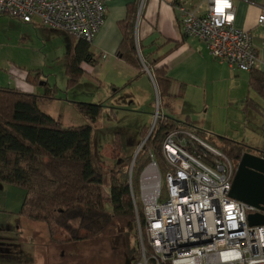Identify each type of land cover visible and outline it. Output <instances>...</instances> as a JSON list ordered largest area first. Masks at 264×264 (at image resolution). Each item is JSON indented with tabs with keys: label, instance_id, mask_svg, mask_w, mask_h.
<instances>
[{
	"label": "built area",
	"instance_id": "1",
	"mask_svg": "<svg viewBox=\"0 0 264 264\" xmlns=\"http://www.w3.org/2000/svg\"><path fill=\"white\" fill-rule=\"evenodd\" d=\"M176 8L183 34L204 43L213 58L243 71L264 64L250 31L234 25L232 0H207L201 15L182 4ZM3 14L92 43L105 7L102 0H0ZM257 22L264 23V13ZM158 112L159 107L155 120ZM161 156L165 192L153 156L139 174L137 196L129 176L140 252L134 264H264V224L247 220L250 213L264 212L229 195L235 163L184 127L165 136Z\"/></svg>",
	"mask_w": 264,
	"mask_h": 264
},
{
	"label": "trees",
	"instance_id": "2",
	"mask_svg": "<svg viewBox=\"0 0 264 264\" xmlns=\"http://www.w3.org/2000/svg\"><path fill=\"white\" fill-rule=\"evenodd\" d=\"M138 2L134 0L127 5L125 19L119 24L122 39L117 53L139 66L140 57L134 40ZM71 38L73 43L65 66L66 89L73 88L79 82L83 74L82 62H98V56L90 50L91 42ZM249 72L250 86L264 98V72L257 68ZM164 74L162 67L154 69L156 82L164 84L165 90L168 80ZM56 90L53 87L46 88L45 93L39 95L0 85V182L24 189L25 196L18 213L32 220L51 222L55 230L64 233L62 242H87L99 236L116 218L127 220L137 228L129 176L133 193L137 196L138 178L142 169L153 157L156 160L155 156L157 164L161 162L163 165L161 145L169 132L184 127L216 147L215 141L205 131L187 120L180 121L158 114L149 134L150 128L143 127L140 130L141 138L145 139L144 144L134 160L132 156L125 159L128 167L125 169L121 163L106 172L100 159L95 158L92 148V126L103 104L74 102L90 123L63 126L40 107L44 98H54L51 94ZM160 97L163 104L165 100H162V93ZM252 107L264 118V109L253 104ZM218 140L219 147L216 148L235 163L244 151H258L264 155V149L250 147L243 142L225 137H219ZM200 148L197 145V151L203 154ZM119 149L120 142L116 138L112 154L117 155L112 159L118 156ZM106 174L109 175V191L104 197L102 188ZM106 203L110 204L111 210L106 209ZM136 208L142 219V208L138 200ZM135 243L136 246L130 251L131 264L136 263L140 256L137 229Z\"/></svg>",
	"mask_w": 264,
	"mask_h": 264
},
{
	"label": "rangeland",
	"instance_id": "3",
	"mask_svg": "<svg viewBox=\"0 0 264 264\" xmlns=\"http://www.w3.org/2000/svg\"><path fill=\"white\" fill-rule=\"evenodd\" d=\"M14 19L18 20L9 15H0V59L3 60L0 62V69H6L5 62L9 58H20L24 66L32 70H40L42 76L49 78V82L58 88L56 95L58 99L43 105L41 109L44 112L49 113L63 126L90 123L89 118L79 112L74 102L97 103L100 100L98 93L107 96L109 88L101 85L97 93L98 84L92 78H83L86 80H81L77 86L65 89L64 68L71 36L61 30L43 26L45 31L41 33L39 29L33 31L28 47L21 48L16 45L19 36L11 34L10 20ZM8 35L13 40L9 43V47L6 46ZM230 88L229 85H220L214 91L209 88V93L203 95L204 101L201 102V106L198 101L197 108L196 106L184 108L185 111L192 110L191 113L187 111L185 115L175 117L177 114L168 107L161 106L158 114L180 121L188 120L192 125L213 135L223 136L221 132L224 133L226 130L234 134V140L241 142L244 140L243 143L250 147L264 149V127L261 116L250 108L245 113L241 101L243 96L237 98L236 93ZM131 90L138 95L134 103H128L123 94L114 99L103 97L104 100L101 102L103 108L92 126V148L95 158L100 159L106 172L121 163L125 169L128 167L125 159L129 156L133 157L143 141L140 130L143 127L150 128L155 119L159 99L149 76L145 75ZM211 128L217 129L211 130ZM116 138L120 142V149L118 156L112 159L117 155V153L112 154V145ZM218 143L215 141L216 145H214L219 147ZM155 158L158 161L156 156ZM159 166L162 174L161 191L165 192V168L161 162ZM108 191L109 175L106 174L102 188L104 197ZM24 196V189L0 182L2 221L0 222V264H29L38 250L44 252L48 245H50L48 252L55 260L63 259L61 264H69L72 261V264L132 263L130 251L136 246V228L133 223L116 218L99 236L87 242L65 243L61 241L64 233L55 230L51 222L27 220L18 214ZM105 207L111 210L109 203H106ZM16 227L24 230L23 233L20 234ZM31 232H34V237L30 235Z\"/></svg>",
	"mask_w": 264,
	"mask_h": 264
},
{
	"label": "crops",
	"instance_id": "4",
	"mask_svg": "<svg viewBox=\"0 0 264 264\" xmlns=\"http://www.w3.org/2000/svg\"><path fill=\"white\" fill-rule=\"evenodd\" d=\"M102 1L105 7L104 22L90 45V50L98 56V62L94 64L82 62L83 74L79 80L81 82V80H86L83 78H92L98 84L97 93L100 91L101 85L109 88L107 96H103V94L101 96L98 93L97 96L100 100L97 103L102 102L103 97L114 99L121 94L125 96L128 103H134L138 95L131 89L133 86L138 85L145 75H148L159 99V103L157 101L158 107L160 109L161 106L163 108L168 107L177 114L175 117L185 115L187 111L191 113L192 110L185 111L184 108L189 109L195 106L197 108L198 101L200 102L199 106H201V102L204 101L203 95L206 96L209 93V88L214 91L220 85H229L231 91L236 93L237 98L243 96L241 101H243L242 108L245 113L248 108L254 110L252 104L264 109V98L254 91L249 84V71H243L235 67L230 68L226 62L213 58L204 43L183 34L179 23L177 5L182 4L196 14L201 15L207 9V0H143L142 3L139 0L134 29V40L140 55L139 66L125 60L117 53L122 39L119 24L125 19L127 5L133 3L134 0ZM232 3L234 7V25L250 31L259 58L261 61L264 60V23L259 24L257 22L259 15L264 13V0H232ZM36 26L41 25L24 23L20 19L10 20L11 34L19 36L16 45L27 48L28 43L31 42L33 31L36 32L37 29L40 30V33L45 31L43 26ZM8 36L6 46L9 47V43L13 40L10 35ZM72 43L73 39L70 38L69 51ZM105 53L106 55H104ZM152 61H155V64H152ZM0 62H3V60L0 59ZM7 62H5L6 69H0L1 86L39 95H43L46 88H56L57 90L51 94L54 98H44L40 104L41 108L54 99H58L56 97L57 86L50 83L49 78L42 76L40 70L27 68L21 63L20 58H9ZM157 67H162L165 71L164 75L168 80L165 90V85L157 83L155 80L154 69ZM257 69L264 72V64L259 63ZM64 73L66 76L65 68ZM104 77L106 79H103ZM160 93L163 96L162 100H165L163 104ZM254 111L261 116L264 127L262 114L256 110ZM216 129L211 128V130ZM205 132L207 136H210L216 142H219V137L238 141L233 139L235 138L234 134H230L226 130L224 133L221 132L223 136L213 135L208 131ZM21 216L27 220H32L23 215ZM0 222H2L1 218ZM16 228L20 234L23 233L24 230L19 227ZM33 233H30L32 237L35 236ZM49 247L50 245L44 252L38 250L33 261L31 260L29 264H61L63 259L58 258L59 260H55L48 252ZM72 262L69 264H72Z\"/></svg>",
	"mask_w": 264,
	"mask_h": 264
},
{
	"label": "water",
	"instance_id": "5",
	"mask_svg": "<svg viewBox=\"0 0 264 264\" xmlns=\"http://www.w3.org/2000/svg\"><path fill=\"white\" fill-rule=\"evenodd\" d=\"M155 121L154 119L149 133ZM139 149L133 156V160ZM229 195L264 212V155H260L258 151H244L241 154L236 162ZM247 220L250 225L264 224V213H250L247 215Z\"/></svg>",
	"mask_w": 264,
	"mask_h": 264
}]
</instances>
